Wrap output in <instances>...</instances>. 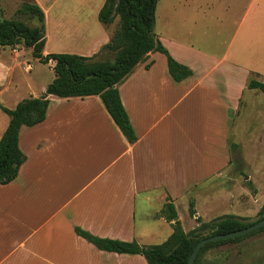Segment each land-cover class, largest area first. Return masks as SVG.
Segmentation results:
<instances>
[{"label":"crops","instance_id":"1","mask_svg":"<svg viewBox=\"0 0 264 264\" xmlns=\"http://www.w3.org/2000/svg\"><path fill=\"white\" fill-rule=\"evenodd\" d=\"M34 1L46 15L44 55L108 56L100 50L118 19L99 21L105 0ZM243 2L221 51L161 40L191 77L175 81L166 56L156 52L119 85L136 143L126 139L99 96H50L46 119L21 127L19 146L27 159L15 180L0 184V264H147L139 254L100 250L75 230L141 246L155 245L163 234L164 242L173 231L159 216L164 205L171 200L177 210L178 200L204 196L210 180L231 167L238 110L247 90H260L248 83L264 81V0ZM54 65L49 63L53 71ZM26 70L31 73V64ZM13 72L0 66V105L10 109L41 97L51 83L36 91L29 82L21 93L12 85ZM7 93L11 106L1 100ZM260 117L252 113L249 120ZM9 122L0 107V139Z\"/></svg>","mask_w":264,"mask_h":264},{"label":"trees","instance_id":"2","mask_svg":"<svg viewBox=\"0 0 264 264\" xmlns=\"http://www.w3.org/2000/svg\"><path fill=\"white\" fill-rule=\"evenodd\" d=\"M159 0H105L99 11V21L109 25L119 17V27L111 40L101 47L111 60H99V54L81 56L71 53H51L44 55L46 44V15L34 0L24 2L17 10V17L0 20V48L23 45L32 50V56L44 64L55 62V78L46 87L41 97H30L20 101L10 109L0 105L10 122L0 139V184H8L18 177L27 157L19 146V132L22 126H35L46 119L50 96L59 98L99 96L126 139L134 144L138 136L122 103L119 85L130 76L137 66L145 62L151 53L166 56L168 70L175 81H183L193 75L186 65L176 61L169 50L155 34L156 8ZM26 18V19H25ZM36 20L34 25L28 21ZM151 63L147 65V68ZM250 89L264 91V81L255 79L248 83ZM237 145H232L235 149ZM189 213L195 217L197 226L189 232L178 219L176 206L170 200L160 212L171 223L172 234L160 244L141 246L136 241L128 242L100 238L76 228V233L98 249L120 254L142 255L147 264H188L195 245L203 238L244 229L264 219V203L255 222L246 218L225 214L204 221L197 216L195 205L190 203ZM197 216V217H196ZM264 231V227L244 236L208 243L198 254L195 264H199L204 254L213 247L240 241L247 236Z\"/></svg>","mask_w":264,"mask_h":264},{"label":"rangeland","instance_id":"3","mask_svg":"<svg viewBox=\"0 0 264 264\" xmlns=\"http://www.w3.org/2000/svg\"><path fill=\"white\" fill-rule=\"evenodd\" d=\"M24 2L32 0H0V20L16 18L17 10ZM243 3V0H159L155 34L170 46L183 40L204 51H221L224 49L222 41L232 34L234 22L243 15ZM117 19L111 24L114 32L119 27V17ZM28 22L34 25L36 20ZM216 40L219 41L218 46ZM98 59L111 60V57L102 54ZM30 64L33 69L31 73L26 70ZM1 65L14 67L12 85L18 86L21 93L25 92L26 83H32L39 91L44 83L52 82L55 78V72L49 64L34 58L32 50L23 45L0 48ZM1 100L8 106L12 105L8 93L2 95ZM252 102L256 104L253 108ZM238 111L241 113L235 122L234 139L237 147L232 149L231 167L218 179L214 177L210 180L212 183L204 196L196 195L195 198L190 195L189 200L184 197L177 201V211L186 232L197 226L195 218L189 213L193 201L197 202V215L204 221L225 214L246 218L248 222L259 219L258 212L264 203V93L247 90ZM252 113L261 115L260 119L249 120ZM192 124L193 121L187 123L188 129ZM206 199L210 201H204ZM163 236L157 235L152 242L162 243ZM199 264H264V231L211 248Z\"/></svg>","mask_w":264,"mask_h":264},{"label":"water","instance_id":"4","mask_svg":"<svg viewBox=\"0 0 264 264\" xmlns=\"http://www.w3.org/2000/svg\"><path fill=\"white\" fill-rule=\"evenodd\" d=\"M262 227H264V219H261V220L257 221L256 223H254V224H252V225H250L244 229H240V230L225 233V234H216V235H212V236L203 238L195 245V247H194V249L190 255L188 264H195L196 259L198 257V254L203 249V247H205L208 243L223 240V239H230V238H236V237L244 236V235L250 234V233H252V232H254V231H256Z\"/></svg>","mask_w":264,"mask_h":264}]
</instances>
